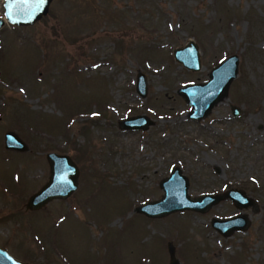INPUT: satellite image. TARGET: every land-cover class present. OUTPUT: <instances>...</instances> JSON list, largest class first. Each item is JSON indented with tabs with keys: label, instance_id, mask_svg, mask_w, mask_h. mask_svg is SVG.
<instances>
[{
	"label": "rangeland",
	"instance_id": "374dc122",
	"mask_svg": "<svg viewBox=\"0 0 264 264\" xmlns=\"http://www.w3.org/2000/svg\"><path fill=\"white\" fill-rule=\"evenodd\" d=\"M0 0V19H4ZM198 46L201 69L173 51ZM232 55L237 77L200 120L178 90L202 84ZM146 76L147 95L135 89ZM239 110L234 116L232 107ZM145 116L146 130L119 122ZM15 133L27 146L4 147ZM72 158L77 189L39 210L25 203L48 180L46 154ZM179 167L191 197L243 191L205 213L150 219ZM246 216L222 236L213 219ZM264 264V0H52L32 26L0 28V247L27 264Z\"/></svg>",
	"mask_w": 264,
	"mask_h": 264
},
{
	"label": "water",
	"instance_id": "95a60500",
	"mask_svg": "<svg viewBox=\"0 0 264 264\" xmlns=\"http://www.w3.org/2000/svg\"><path fill=\"white\" fill-rule=\"evenodd\" d=\"M52 0H4V19H0V28L7 22L14 27L32 26L47 15ZM174 60L187 70L197 72L201 69L199 50L196 43L189 41L184 47L173 51ZM239 58L232 55L213 68L209 78L202 84H189L178 90L190 106L188 117L200 120L227 94V89L237 77ZM135 89L140 97L147 95V81L143 73L136 78ZM233 115L239 110L232 107ZM152 121L142 115L120 120L119 127L129 130H146ZM4 147L9 151H25L26 144L13 132L4 134ZM49 166L47 182L35 193L30 195L25 203L29 211L39 210L53 200L67 199L78 185L79 169L72 158L65 154L49 152L46 154ZM163 195L154 201L144 203L136 208V212L150 219L163 218L169 214L184 211L205 213L222 199L228 198L235 207L242 209L252 205V200L241 190L231 189L225 195L205 194L191 197L188 193L189 181L179 167L159 183ZM211 226L222 236H228L234 231H244L249 226L246 216L239 215L227 219L215 218ZM168 264H180L175 256V247L170 242L167 245ZM0 264H27L17 260L8 251L0 248Z\"/></svg>",
	"mask_w": 264,
	"mask_h": 264
}]
</instances>
